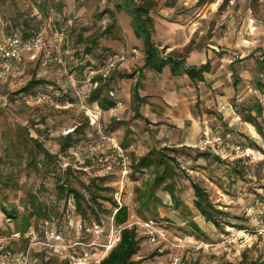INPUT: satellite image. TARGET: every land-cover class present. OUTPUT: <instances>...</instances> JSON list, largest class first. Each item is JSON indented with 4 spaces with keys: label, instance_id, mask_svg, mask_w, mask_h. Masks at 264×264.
I'll return each mask as SVG.
<instances>
[{
    "label": "rangeland",
    "instance_id": "374dc122",
    "mask_svg": "<svg viewBox=\"0 0 264 264\" xmlns=\"http://www.w3.org/2000/svg\"><path fill=\"white\" fill-rule=\"evenodd\" d=\"M131 1L133 7L148 4L150 13L160 22L178 21L182 28H194L191 50L203 51L206 44H212V38L226 36L225 42H230L221 46L225 51L219 52L226 54L221 63L215 61L212 65L214 73L211 71L213 74L210 77L215 81L221 80L220 88L209 92L208 86L204 85L198 89V98L184 103L188 111L193 106L198 109V116L194 119L199 130L186 124L180 129L177 126L181 123H173V117H164V113L157 117L169 121H162L164 125L162 122L155 125L148 122L143 114L153 118L158 108L174 114L181 111L175 107L167 109L169 106L156 107V101L151 99L164 101V94L153 87L149 86L150 90L144 93L148 94L146 99L151 102L139 103L133 99L134 79L142 78L138 72L141 71L143 48L135 41L130 29L128 15L133 8L131 3L124 4L123 11H120L118 0H0V39L11 37L6 35L5 29L12 18L21 15L33 19V23H39L38 30L44 31L45 44L54 48V58L58 60L43 66L42 54L33 62L27 57L18 74L0 80V174L5 176L3 179L8 184L6 189L0 184V200L3 198L8 204L17 205L22 214L33 204L34 201L29 200L33 195L48 217H30L31 226L38 230L41 222L54 221L67 242L74 243L79 237L86 243L101 245L103 249H96L104 257L109 253L106 247L118 243L120 227L115 225L113 216L116 207L124 206L128 211L125 225L136 227L142 240H148L144 227L139 224L146 222L143 220H152L156 230L167 236L166 244L173 249L160 248L161 252L155 249L149 256V259H158V264H172L173 258L179 254L175 248L186 246L184 264L191 263V253L197 247L204 252V261L210 264H251L256 256H262L263 249L255 246L264 239H258L251 245L250 238L238 232L245 229L251 232V224L245 216L247 206L264 204V143L254 127L248 123L247 126L241 124L244 122L236 114L239 110L246 113L245 107H252L255 102L264 106V98L256 89L258 65L255 62L257 57L264 59V0H220V3H216L217 0ZM14 35L21 37L18 31ZM89 48L91 52L86 53ZM251 53L255 56H250ZM176 55L185 56L184 51ZM112 56L122 59L115 61L104 78L99 72H105L104 64ZM233 59H237L236 62L229 65ZM208 74H203L205 82ZM32 80L46 82V90L61 88L66 96L58 102L37 101L23 91ZM165 80L161 85L166 90L170 86H164L169 84L168 79ZM100 87L103 97L119 103L114 110H103L97 103L89 101L90 94ZM124 94L131 95L126 105ZM216 96L222 97L220 102L228 99L229 105L224 108L229 115L219 111L216 103H210L211 100L215 102ZM234 119L238 120L237 123ZM257 121L264 128V117ZM128 124L134 137L130 138L125 132L126 128L129 129ZM206 131H209L211 141H221L219 149L204 145ZM66 136H71V140H66ZM183 139L190 145L176 147L175 144ZM36 144L55 155L56 162H47ZM62 144L72 145L63 151ZM236 147L240 148L239 153L232 150ZM118 150L127 160L126 176L117 165ZM154 150H162L174 158L175 167L200 185L212 202L221 208L219 210L227 214L225 219H228V224L222 221L221 227L215 228L211 240L189 227L197 218L195 209H192V214L181 215L172 209L164 191L157 193L162 201V207L154 205L157 214L139 213L136 188L151 175L147 171L134 173L132 166L135 160ZM204 152L219 157L224 163L197 156ZM249 152L253 155L239 158ZM61 184L66 192L69 189L78 192L90 190L86 198L95 208L97 219L89 212L83 217L77 212V204L76 215L90 230L93 225L99 226V235L86 231L78 234L75 221L69 224L64 219L66 195L61 196L56 188ZM174 190L181 202L193 207V191L187 177L181 174L174 178ZM92 195L105 199H97V203H93ZM30 212L27 211V215ZM198 222L208 229V223ZM3 225L0 214V228ZM209 226L212 228L213 225ZM6 241L16 251L26 246L23 237L18 241ZM179 243L182 247L177 246ZM207 244L211 247L204 246ZM75 253L79 250L76 249ZM64 262L52 258L47 264Z\"/></svg>",
    "mask_w": 264,
    "mask_h": 264
},
{
    "label": "trees",
    "instance_id": "16d2710c",
    "mask_svg": "<svg viewBox=\"0 0 264 264\" xmlns=\"http://www.w3.org/2000/svg\"><path fill=\"white\" fill-rule=\"evenodd\" d=\"M5 1V0H4ZM143 7H133L129 10V14L132 17V26L135 32L136 37L143 39L145 43V54H146V63L151 64L152 68L161 71L166 62H163L159 59L158 52L154 49L153 45L149 40V31L147 30L148 26L145 23V20L141 19L139 15L140 12L144 11ZM33 19L24 18V16L18 15L16 18H12L9 26L5 29L6 35L11 37H17L14 35L17 31L20 32L22 39L28 38L32 35H35L39 30V23H33ZM107 34V32H104ZM91 48L87 49L86 53H90ZM110 58V57H109ZM108 58V60H109ZM107 60V61H108ZM106 63L104 66H106ZM257 69H258V78L256 81V89L264 98V59L257 61ZM103 66V67H104ZM172 72L176 73L178 70H184L187 76L191 80H198L200 82H204L203 74L209 72L210 66L205 65L201 68H184L183 63L177 62V64H170ZM100 85L102 78H99ZM46 82L42 80H32L27 86L24 88V92L28 93L30 97L35 99V96L38 92H48L52 89H60L62 92V96L58 99L60 101L62 98L66 96V93L63 89L58 87H51L46 90L45 88ZM40 87V89H36ZM98 87V86H97ZM57 101V102H58ZM89 101L91 103H97L103 110H110L117 107L118 102L111 100L107 97H103L102 87L93 91L90 94ZM239 115L241 116V120L245 123L252 125L255 128L256 133L260 136L264 143V128L257 121L258 119H263L264 117V106L259 102H255V104L247 109V112L239 110ZM129 130H127V133ZM71 136H66L65 139L70 141ZM77 142V140L75 141ZM73 143V142H72ZM38 151L43 155V158L47 160V162H56L57 157L43 148L42 145L36 144ZM72 144H62L61 149L64 151L67 148L71 147ZM198 157L204 158H212L213 161H216L220 164L224 163L219 157L214 156L210 153H200L197 155ZM30 163V161H29ZM176 160L174 158L169 157L162 150H154L149 152L148 154L138 158L133 162V172H143L147 171L151 177L149 179L144 180L141 185L136 188V200L139 204V213L143 211H147L150 214H157L154 205H159L162 207V201L157 196L159 191H164L167 195H169L171 199V207L173 210L179 212L181 215L192 214V210L188 209V207L181 202V200L176 195L174 190V178L180 177L181 174L188 178L190 181V186L193 191V207L201 217L204 218L206 222L211 223L215 227H220L222 221L227 217V214L218 210L212 201L210 200L207 192L200 187L196 182L192 181L191 178L183 172L180 168L175 167ZM4 175L0 174V184L3 189L7 188V181L3 179ZM7 177V176H6ZM56 188L61 196L66 198L68 196H73L75 204H77V212L85 217L86 212L91 213L96 218L95 208L90 204L88 199L86 198V193H90L89 189L84 190V192H78L75 189H69L66 192L64 185H57ZM29 197V196H28ZM33 195H30L29 200H33V204L28 207V210H23L22 214L18 211V206L13 204H8L5 199L2 198L0 200V214L3 218H8L13 220L12 227L7 225H3L0 228L1 234H6L7 236L12 234H24L28 228L31 226L30 217L36 216L37 219L47 218L46 212L42 209L40 204L36 202ZM97 199H105L101 196H91V201L93 203H97ZM31 211L30 214L27 215V211ZM115 225L120 227L119 230V241L118 243L109 251V253L101 260L100 264H131V260L133 256H135L140 249V240L138 239L137 230L135 227L128 228L125 224L128 219V211L126 207H116V213L113 216ZM97 219V218H96ZM190 226L196 227V225L191 222ZM241 229V228H239ZM44 260L40 264H47ZM64 264H68L67 261Z\"/></svg>",
    "mask_w": 264,
    "mask_h": 264
},
{
    "label": "crops",
    "instance_id": "0c3cea01",
    "mask_svg": "<svg viewBox=\"0 0 264 264\" xmlns=\"http://www.w3.org/2000/svg\"><path fill=\"white\" fill-rule=\"evenodd\" d=\"M118 1H120V5H119L120 11H123V9H122L123 5L127 4V3H131V5L133 7L131 0H118ZM218 2L220 3V0H217L216 3H218ZM136 7H143L145 9L144 11L140 12L139 15L141 16L142 20H145V23L148 26L147 30L149 31L150 43L153 45L154 49L158 52L159 59L162 60L163 62H166V64L163 66L161 71H157V70L152 68L151 64L146 63L145 43H144L143 39L136 37L133 26H132V17L130 15H128V17L130 18V29L134 34L135 41L140 43L141 48H143L142 64L140 66L141 71L138 72V75H141L142 78L141 79L140 78L134 79V89H133V93H132L133 99L137 100L139 103L146 101V100H148L149 102H151V100H155L156 101V104H155L156 107H157V105H162V107H164V108L169 106V108H167V109L172 110V108L175 107V108H179L181 110L179 114H174V112H171V111L168 112L167 110L165 112H162V110H160L158 108V110L155 111V114H153V116H152L153 118H151L149 115L143 114L144 117L149 120L148 122H150L152 124L157 123V122H162V121L169 122V121L162 120L160 118L157 119L158 116H162V113H164V117H167V118H169L170 116L173 117V123H175V124L181 123L180 125L177 126L180 129L183 128L186 124V125H191L194 130H199L198 124H196L195 119H194V117L198 113L197 112L198 109L195 108V106H193V107L189 108V111H188L187 110L188 108H186V105L184 103L186 101H192L193 99L198 98V96H199L198 89H200V87H202L204 85L208 86L207 89H209V92H212L215 89L220 88L219 86L222 83L221 80L215 81L216 79L210 77L211 74L214 73L212 65H213V62H215V61H219L221 63V61L226 56V54L221 55V53L219 52V51H222V52L225 51L224 48L221 46H223V44L227 45L230 42L228 40H227L228 43L225 42L226 36L224 38H219V39H215V38L213 39L212 38L211 42H210L212 44H206V47H205V49H203V51H200L199 49H192L191 50L190 47H191L192 43L194 42V40L192 39L193 34H194V28H191V29L182 28L183 26L180 25V22H178V21H176V22H168V21L160 22V20H158V18L156 16H152V13H150V7L148 6V4L142 3V4L137 5ZM177 20H179V19L177 18ZM178 26H179V28H178ZM175 27H177V28H175ZM180 28L183 29V30H181V32L179 30ZM183 51H184L185 56H177L176 55V54L183 53ZM250 56L254 57L255 55L253 53H251ZM260 56H261V54H260ZM212 57L214 58L213 60H212ZM242 59L243 58H241V60ZM246 59H248V58H246ZM261 59L262 58L257 57L255 62L257 63V61L261 60ZM236 60L237 59H233V61H229V65H231L233 62H236ZM177 62L183 63L184 68H189V67L190 68H192V67L198 68V67H202L205 65H209L210 69L208 72L209 74L207 76L208 80L206 82L205 81L200 82L198 80H191L187 76V74L185 73L184 70H182V71L178 70L176 73H173L170 64L171 65L173 63L177 64ZM211 71L213 73H211ZM165 79H168L169 84L164 85V86L165 87L170 86L166 90L161 85V83L164 84L166 82ZM149 86L153 87L154 90L157 89V91L164 94L163 95L164 101L157 100L155 98L151 99V100L146 99L148 94H144V93H147L146 90L149 88ZM179 86H180V88H179ZM148 90H150V89H148ZM119 92L123 93L122 91H119ZM130 96H131L130 94H128V95L124 94L123 95L124 105H126V102H128V101L130 102ZM221 99H222V97L220 98V97L216 96L215 102H214V100H211L210 103H212V104L216 103L217 107H218L217 109L219 111H225L224 114L229 115L228 114L229 111L225 110V108H224V106L229 105L228 99L225 98L224 101L222 100L220 102ZM231 104H234V103H231ZM205 106H208V104H206ZM248 108H251V106L245 107V109H248ZM114 109L112 108L110 110H114ZM236 115L239 119H241V116L239 115V113ZM236 120L234 119V122L237 123L238 120L237 121ZM125 124H126V122H125ZM162 124L164 125L163 122H162ZM241 124L246 125V126L248 125L245 122L241 123ZM129 125L130 124L127 125V127H129V129L126 128L125 132H127V130H129L128 134L131 138V137H134V134H130V132L133 130ZM163 125H161V127H164ZM231 126H232V124L230 125V127ZM254 130H255V128H254ZM129 136L127 138H129ZM125 139L123 138V141H126ZM189 145L190 144H188V141L184 140V139L175 144L176 147H183V146H189ZM167 196H168V200L171 201L169 195H167ZM214 206L218 210L221 209L216 204H214ZM187 207H188V209H191V210L194 208V207H190V206H187ZM196 215H197V218L192 221L196 225V227H193V226H189V227L195 233H200L203 235L205 234L208 237V239L211 240L215 234V228H218V227H215L213 225L212 228H210L209 225H211V224H209V222H206L204 220V218L201 217L200 214H198L197 212H196ZM201 220L204 223H206V225L208 223V227H207L208 229L207 230L204 228L205 224L203 225L204 226L203 227L202 225H200V222H198ZM143 221L147 222V220H143ZM148 221H152V220H148ZM223 222L228 224L229 221H228V219H224ZM229 225H233V224L230 223ZM156 227L157 226L153 223L152 228H150V229L143 228L146 231V234H144V235L148 236L147 241L142 240V238L139 236V232H138L137 228L135 227L137 230L138 239L140 240V245H139L140 249H139L138 253L135 256H133V258L131 260V264H158V262H157L158 259H149V256L153 255L155 249H158L159 252H161L160 248H163V249L169 248L170 250L173 249L166 244L167 239H168V238H166L167 236L164 235V240H163L160 232L156 230ZM220 227H221V224H220ZM160 239H162V240H160ZM187 239H191V238L188 237ZM180 242L182 243V241H180ZM183 243H185V241H183ZM174 245H177V244H174ZM177 246H180V243ZM204 246L207 248L211 247L210 244H207ZM180 247H182V246H180ZM255 247L257 249H263L262 250L263 252H261L262 256H261V254H259L261 256V258H259L260 256H256V258L253 260V262L251 264H264V242H261V244H258ZM187 248H188L187 246H186V248H175L176 250H178L179 256L177 255L173 259L177 258L179 260V264H184V262H183L184 261V251ZM194 249H195V251H192V253H191V257H190L191 263L190 264H210L209 261H204L205 260L203 258L204 252L203 253L200 252V250H199L200 247H197ZM214 255H215V253H214ZM227 257L229 258V255H227ZM153 258H155V257H153ZM209 258H210V256L208 257V259Z\"/></svg>",
    "mask_w": 264,
    "mask_h": 264
},
{
    "label": "built area",
    "instance_id": "2783aa9c",
    "mask_svg": "<svg viewBox=\"0 0 264 264\" xmlns=\"http://www.w3.org/2000/svg\"><path fill=\"white\" fill-rule=\"evenodd\" d=\"M39 54H42L41 63L43 66H47L48 63L55 60L58 61L57 58H54V48L52 49L45 44L44 31H38L35 35L25 39L20 37H6L0 39V80L13 74H18L23 68L27 57L33 62L39 58ZM121 59L122 58H118V56L109 58L105 67V72H99L101 76L105 78L114 67L115 61ZM61 96L62 92L60 89H52L48 92H38L35 99L42 103H50L57 102ZM117 105H119V103ZM204 137L205 146L209 145L212 148H220L221 141L219 139L211 141L209 138V131L204 133ZM232 150L235 153L240 152L239 147L233 148ZM214 152L216 155H220L215 149ZM119 153L117 165L121 167L123 176H126L128 174L127 160L123 157L121 151H119ZM250 155H253L252 152L242 154L239 158L249 157ZM245 216L251 224V229L249 230L251 232H247L248 230L245 231V229L238 233L245 237H249L252 245L254 241L257 242L258 239H264V204L248 205L245 210ZM64 219H66L69 224L75 221V228L78 234L86 231L88 234L92 233L97 236L100 233L98 231L99 226L93 225V229L90 230L86 227L84 220L76 215V206L73 196H68L66 198ZM3 221L5 225L12 227L13 220L5 217ZM139 224L148 229L153 226L151 221L141 222ZM8 237L9 238H7L6 234L0 233V264H40L43 260L47 262L52 258L62 259L67 261L68 264H100L101 260L104 258L102 252L96 249H103L101 245L86 243L79 237L76 238L74 243L67 242L64 236L58 231L57 224L54 221L45 220L41 222L38 230L35 229L34 226H30L29 230L24 234L21 235L16 233ZM20 237H23L24 241H26V246L21 251H16L12 249L9 245V241H6V239L18 241ZM161 237L164 240V236L161 235ZM115 245L116 242L106 247V252L108 253ZM73 249L79 250V253H75ZM172 264H179V260L177 258L174 259Z\"/></svg>",
    "mask_w": 264,
    "mask_h": 264
}]
</instances>
